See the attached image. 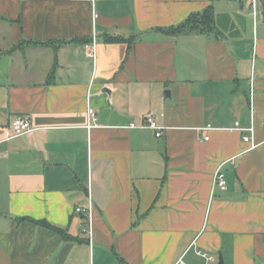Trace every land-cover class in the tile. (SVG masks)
<instances>
[{
    "label": "crops",
    "instance_id": "obj_1",
    "mask_svg": "<svg viewBox=\"0 0 264 264\" xmlns=\"http://www.w3.org/2000/svg\"><path fill=\"white\" fill-rule=\"evenodd\" d=\"M209 6L214 32H165ZM198 250L264 264V0H0V264Z\"/></svg>",
    "mask_w": 264,
    "mask_h": 264
},
{
    "label": "built area",
    "instance_id": "obj_2",
    "mask_svg": "<svg viewBox=\"0 0 264 264\" xmlns=\"http://www.w3.org/2000/svg\"><path fill=\"white\" fill-rule=\"evenodd\" d=\"M254 1L256 2V0H254ZM97 17H98V15L95 14V18H97ZM89 55L91 57L95 58V56H96L95 51H91L89 53ZM253 83L254 82L252 80V85H253ZM251 106H252L251 110L253 111V100L251 101ZM252 114H253V112H252ZM90 117L94 121H96L95 115L92 111H90ZM89 127H91V126H89ZM141 127H147V128L153 129V130L157 131V134H156L157 137L162 136V128L158 126L156 119L151 114L147 115L144 118ZM235 129L241 130V131H247L251 134V135H245L243 137V141L245 143L250 144L249 150H254L259 146V144L255 143V140H254L255 127L253 125L248 129H243L239 126V124H237ZM32 131H33V127H32V123H31V120L29 117L20 116V115L15 116L12 119V121L8 127V139L17 138V137L26 135ZM205 139L208 140L209 137H206ZM214 184L223 190H225L227 187L225 174L222 171V166L216 171L215 178H214ZM77 211L78 212L83 211L85 213V215H87V217L91 218V211L88 210V212H87V211L82 210L81 208H78ZM88 232L90 234H92L91 226L88 228ZM196 253L199 257H201L204 260L203 263H198V264H215L217 262V259L208 252L198 250ZM177 264H185V263L182 260H180Z\"/></svg>",
    "mask_w": 264,
    "mask_h": 264
},
{
    "label": "trees",
    "instance_id": "obj_3",
    "mask_svg": "<svg viewBox=\"0 0 264 264\" xmlns=\"http://www.w3.org/2000/svg\"><path fill=\"white\" fill-rule=\"evenodd\" d=\"M214 7L209 6L204 11L191 14L182 23L164 29L166 33L175 35L178 33H196V34H208L214 32ZM117 41L118 39H111ZM44 227L50 228L54 231L63 233L59 228L54 227L46 222H36Z\"/></svg>",
    "mask_w": 264,
    "mask_h": 264
},
{
    "label": "water",
    "instance_id": "obj_4",
    "mask_svg": "<svg viewBox=\"0 0 264 264\" xmlns=\"http://www.w3.org/2000/svg\"><path fill=\"white\" fill-rule=\"evenodd\" d=\"M219 264H224V259L222 255L219 257Z\"/></svg>",
    "mask_w": 264,
    "mask_h": 264
}]
</instances>
